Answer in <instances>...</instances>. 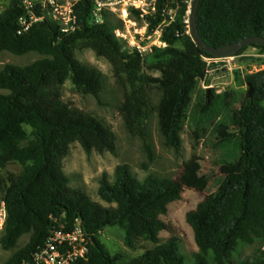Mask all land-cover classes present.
<instances>
[{"label":"trees","instance_id":"obj_1","mask_svg":"<svg viewBox=\"0 0 264 264\" xmlns=\"http://www.w3.org/2000/svg\"><path fill=\"white\" fill-rule=\"evenodd\" d=\"M24 1L10 0L0 12V52L42 56L28 65L5 64L0 69V90L6 92L0 94V169L10 164L23 167L19 175L7 178L0 252L10 255L2 264L30 261L57 222L70 228L76 219L86 234L88 253L71 264H187L176 238L160 241V235L170 231L164 220L169 206L182 200L183 187L176 179L154 174L139 179L129 165H118L112 178L105 175L99 181L97 195L107 206L69 185L64 161L71 145L78 144L86 155L117 151L116 137L104 122L70 108L62 99L63 86L71 79L78 92L100 100V75L75 59V52L90 45L119 56L126 66L133 62L177 73L167 144L178 152L186 129L209 153L210 166L224 171L216 190L187 213L198 249L191 264H264V69L245 78L252 96L247 92L234 114L229 107L231 92L196 93V83L207 72L203 58L213 56L197 48L190 35L192 0H153L147 14L127 10L129 19L144 25L147 33L159 31L160 46H151L144 54L116 36L123 25L108 9L102 8L95 17V0L74 4L67 23L52 19L41 0H31L41 21L19 35ZM196 26L211 48L264 38V0H201ZM180 44L194 45V54ZM248 48L264 54V47L248 45L235 56ZM193 95L195 103L189 105ZM231 123L235 130L228 132ZM142 141L147 169L155 154L145 135ZM112 227L125 232L123 243L129 249L140 240L154 247L136 257L112 254L100 239L101 232ZM25 235L28 242L17 248ZM254 244L259 247L252 259L234 258L242 247Z\"/></svg>","mask_w":264,"mask_h":264},{"label":"rangeland","instance_id":"obj_2","mask_svg":"<svg viewBox=\"0 0 264 264\" xmlns=\"http://www.w3.org/2000/svg\"><path fill=\"white\" fill-rule=\"evenodd\" d=\"M64 2L59 0L60 4L65 5ZM149 2L150 0H143L142 8L147 12L151 7ZM8 3L9 1L0 0V12L8 7ZM122 9V5H115L113 12L109 10L123 25L122 31L116 32L118 38L124 40L130 48H138L143 54L151 46L160 45L158 31L147 33L144 25L129 19L127 10L123 14ZM67 14L62 10V17L66 22ZM179 47L191 55L194 54V45L180 44ZM260 55L255 49L248 48L243 54L234 56L229 64L207 74L203 80L197 82L196 93L207 89H212L217 94L231 92L229 107L235 114L244 95L249 91L245 78L264 69V57ZM41 58L37 53L17 56L0 52V69L5 64L23 66ZM75 59L82 66L93 69L100 75V100L78 92L71 79L63 86L62 99L70 108L104 122L116 137L117 151L114 155H86L78 144L71 145L64 161L69 185L107 206L97 195L99 181L105 175L112 178L118 165H129L139 179L148 174L176 179L183 187L182 200L169 206L164 220L170 231L162 233L160 241L176 238L180 243L179 252L186 263H193L198 249L192 229L186 221L187 213L216 190L217 182L224 171L210 166L209 153L186 129L181 133L178 152L167 144L168 122L175 101L173 86L178 81V74L159 66L150 69L133 62L126 66L119 56L97 45H90L81 52H75ZM206 85L211 87L204 88ZM4 93L6 92L0 90V94ZM195 100L196 96H191L188 104L193 105ZM262 106L264 107V101ZM234 130L235 126L231 123L227 131ZM143 135L147 137L155 154L154 162L149 164L147 169L143 167L147 162L143 150ZM22 171L23 167L19 164H10L0 171V181L9 184V174L16 176ZM124 236L122 229L112 227L104 229L100 239L110 253L123 252L129 257H136L154 247L151 242L140 240L135 249H129L124 246ZM28 240L29 235L22 237L17 243V248L24 246ZM258 247V244L242 247L234 258L250 260L256 255ZM9 255L10 252H0V264L4 263Z\"/></svg>","mask_w":264,"mask_h":264},{"label":"built area","instance_id":"obj_3","mask_svg":"<svg viewBox=\"0 0 264 264\" xmlns=\"http://www.w3.org/2000/svg\"><path fill=\"white\" fill-rule=\"evenodd\" d=\"M62 1H65V5L60 4L59 0H41L40 4L42 8L48 9V15L51 16L52 19L61 18L65 23L66 19L62 17V10L68 13L67 22L70 21L72 18L73 6L80 0ZM95 3L96 11L94 15L96 18H99V12L102 8H106L113 12L115 5H122L123 14H125L126 10L130 7L141 11L143 14H147V11L142 8L143 0H95ZM152 4L153 0H150L149 5L152 6ZM23 6L25 15L19 19V35L27 32L32 24L41 21V18L34 14L35 4L33 1L25 0ZM138 51L141 52L139 49ZM234 58V56L226 58H203V61L207 65L206 75L213 71L220 70L221 67L223 68V66L229 64ZM210 87L211 86L207 85L204 88ZM9 186L7 182L3 184V182L0 181V240L7 219L5 198ZM54 221L56 222V220ZM87 253L88 244L86 234L81 226L80 220L76 219L70 228H67L66 224L57 222V225L50 229L43 246L33 253L30 261L24 262L23 264H71L78 259L84 258Z\"/></svg>","mask_w":264,"mask_h":264},{"label":"water","instance_id":"obj_4","mask_svg":"<svg viewBox=\"0 0 264 264\" xmlns=\"http://www.w3.org/2000/svg\"><path fill=\"white\" fill-rule=\"evenodd\" d=\"M201 0H192L190 6V17H189V29L190 35L192 37L193 42L201 51L211 54L215 58H226V57H233L237 53H239L244 47L248 45H258L264 47V38H257V37H249L246 39L241 40L240 42L226 45L219 48H211L201 39L197 26H196V14L198 10V5ZM249 86V85H247ZM208 93V89L206 91ZM252 88H249L248 95L249 97L252 96Z\"/></svg>","mask_w":264,"mask_h":264},{"label":"crops","instance_id":"obj_5","mask_svg":"<svg viewBox=\"0 0 264 264\" xmlns=\"http://www.w3.org/2000/svg\"><path fill=\"white\" fill-rule=\"evenodd\" d=\"M260 56H263L264 57V54L263 55H260Z\"/></svg>","mask_w":264,"mask_h":264}]
</instances>
